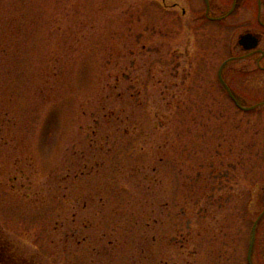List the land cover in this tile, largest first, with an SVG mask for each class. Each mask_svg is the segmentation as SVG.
<instances>
[{"label": "rangeland", "instance_id": "374dc122", "mask_svg": "<svg viewBox=\"0 0 264 264\" xmlns=\"http://www.w3.org/2000/svg\"><path fill=\"white\" fill-rule=\"evenodd\" d=\"M151 1L0 0V264H264V0Z\"/></svg>", "mask_w": 264, "mask_h": 264}, {"label": "flooded vegetation", "instance_id": "af4514ba", "mask_svg": "<svg viewBox=\"0 0 264 264\" xmlns=\"http://www.w3.org/2000/svg\"><path fill=\"white\" fill-rule=\"evenodd\" d=\"M193 3H194V0H191ZM152 3V9H154L155 8V5H156V3H157V0H156V2L154 1V0H152L151 1ZM163 3H165L166 4V0H163L162 1ZM204 2H205V5H206V10H205V12L203 13V18H205V24H208V25H212L213 23H215V24H217V25H219V26H226V24H223V22L225 21V19H226V17L227 16H229V15H231L232 14V12L230 11V12H227V13H225V14H223V15H221V16H219V17H216V16H214V10H215V7L213 6V4H212V2H211V0H204ZM167 5V4H166ZM167 7V6H166ZM173 9H177L178 7H179V4L178 3H174L172 6H171ZM186 9H183V14L186 16ZM263 26H264V24H263ZM218 27V26H217ZM218 28H221V27H218ZM209 32H205V33H203V34H200V37H199V39H203L204 41H203V44L200 46V48L202 49H208V47L210 46L209 44H208V42L209 41H207V40H210L211 39V37L213 36V31H211V29H209L208 30ZM259 39H260V43H261V41H262V38H261V36L260 35H257V34H255ZM207 42V43H206ZM243 49V48H242ZM229 50V47H227L226 46V49H225V51H228ZM247 52V51H246ZM254 52H256L255 50H253V53ZM258 55V58H257V61H258V65L261 67V69L263 70L264 69V67L260 64L261 63V61L262 60H264V51H260V50H257V53H255V54H250V52H249V55ZM231 59L232 58H228V59H226L223 63H222V65H221V69H220V71H219V79H220V81L222 82V80L224 81V85H223V83H222V85L224 86V88H225V91L229 94V96L233 99V102L236 104V105H239L238 103H237V100L235 99V97H234V95H233V91H232V89H231V86H229V84H228V82L226 81V80H224V77H223V71H224V68L228 65V63L231 61ZM222 79V80H221Z\"/></svg>", "mask_w": 264, "mask_h": 264}, {"label": "water", "instance_id": "95a60500", "mask_svg": "<svg viewBox=\"0 0 264 264\" xmlns=\"http://www.w3.org/2000/svg\"><path fill=\"white\" fill-rule=\"evenodd\" d=\"M260 5H261V0H260ZM238 43L246 51H251L259 46L260 39L255 34L249 32L241 35ZM246 110H249V108ZM255 231H256V226L254 227V234Z\"/></svg>", "mask_w": 264, "mask_h": 264}]
</instances>
